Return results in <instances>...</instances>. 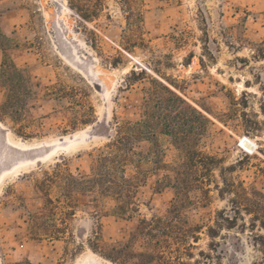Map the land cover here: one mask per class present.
<instances>
[{
	"label": "rangeland",
	"instance_id": "374dc122",
	"mask_svg": "<svg viewBox=\"0 0 264 264\" xmlns=\"http://www.w3.org/2000/svg\"><path fill=\"white\" fill-rule=\"evenodd\" d=\"M155 83L181 108H152L131 197L121 183L118 199L76 189L67 204L55 182L39 215L38 181L57 164L89 173L117 125L144 118ZM195 149L217 161L209 198ZM224 209L236 226L211 238ZM263 219L264 0H0V264H264Z\"/></svg>",
	"mask_w": 264,
	"mask_h": 264
},
{
	"label": "trees",
	"instance_id": "16d2710c",
	"mask_svg": "<svg viewBox=\"0 0 264 264\" xmlns=\"http://www.w3.org/2000/svg\"><path fill=\"white\" fill-rule=\"evenodd\" d=\"M202 21L206 23V15H203ZM203 31L206 35V39L203 40L204 44L202 48L209 58L215 59V51H218L219 48L217 39L209 35L207 30L203 29ZM154 100H156L157 106H153L152 101ZM144 101V118L136 122H125L122 124L119 123L117 125V135L104 147L98 149L93 159V163L91 164V170L89 173L75 175L70 170L62 167L61 164H57L56 171L53 174L47 173L44 179L38 181L37 188L43 195H45L43 207L37 212L39 215L44 213V211H50L52 213L54 199L52 196H50L49 192L51 190V185L55 182L63 186L62 182L66 181L68 190L66 195L67 200L65 202H67V204H70L73 198L70 191L76 189H87L89 192L94 194L95 200L98 201L99 198L104 195L107 197L112 196L113 199H118L120 195L117 188L121 187V183H123L125 186L123 187L124 190H126L124 195H126L127 198L131 197V192L134 191L137 184L136 181H134L136 177L127 176L126 169L130 164H134V158L139 155L135 148L136 143L138 141L150 140L156 135L152 123V108L159 107L162 111L167 110L168 108H181V97L177 95V93H175L169 86L163 85L161 83H155L153 88L147 93ZM167 116L168 115L166 112L156 115L157 118L162 117L165 118V120L169 119ZM165 125L168 126L169 133L177 134L176 131L172 129L173 127H171L172 125L170 121L165 123ZM175 137L178 138L177 135H175ZM185 156L186 159L192 162V165L196 167L195 172H199L197 173L195 180H198L199 184H201V191L206 194V198H209L210 188L205 186L207 185L208 181L211 180L213 164H216V159L213 156L205 155V153L197 149L193 151H187ZM137 162L139 164V162H141V158L137 159L136 163ZM136 166L138 165L136 164ZM223 182H227V187H220L219 184H216V187L220 193L227 192L230 190L228 188H231V192L234 190L235 185L233 183H228L226 179H224ZM104 183H107L106 187H104ZM176 188V196L180 197L179 194H182V187L181 191L178 190L177 186ZM233 201L236 203L240 202L234 199ZM237 210L238 209H236L235 212L239 213ZM67 213L71 214L73 212L70 210L67 211ZM36 217L38 216H35L34 218ZM236 218L237 217L226 215L225 209L218 211L217 217L214 220V224L206 225L207 234L211 238L218 237L221 230L225 227L234 228L236 226ZM261 222L262 226L264 227V219L261 220ZM144 223H148V221L145 220ZM190 231L191 230L188 229L186 237L190 234ZM34 234L36 236L42 235L39 232H34ZM260 244L263 246L264 254V237H262Z\"/></svg>",
	"mask_w": 264,
	"mask_h": 264
},
{
	"label": "bare ground",
	"instance_id": "6f19581e",
	"mask_svg": "<svg viewBox=\"0 0 264 264\" xmlns=\"http://www.w3.org/2000/svg\"><path fill=\"white\" fill-rule=\"evenodd\" d=\"M21 145H23V144H21ZM21 145H18V146H21ZM22 147H23V146H22ZM24 147H25V146H24ZM24 147H23L22 149L25 150L26 148H24ZM26 147H27V146H26ZM28 147H29V146H28ZM19 148H20V147H19ZM28 149H30V148H28ZM25 163H26V162H25ZM106 262H107V261H106Z\"/></svg>",
	"mask_w": 264,
	"mask_h": 264
},
{
	"label": "water",
	"instance_id": "95a60500",
	"mask_svg": "<svg viewBox=\"0 0 264 264\" xmlns=\"http://www.w3.org/2000/svg\"><path fill=\"white\" fill-rule=\"evenodd\" d=\"M109 137V136H108Z\"/></svg>",
	"mask_w": 264,
	"mask_h": 264
}]
</instances>
